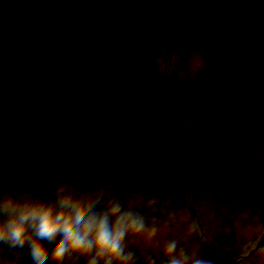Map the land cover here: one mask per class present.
Returning <instances> with one entry per match:
<instances>
[{
  "label": "rangeland",
  "instance_id": "rangeland-1",
  "mask_svg": "<svg viewBox=\"0 0 264 264\" xmlns=\"http://www.w3.org/2000/svg\"><path fill=\"white\" fill-rule=\"evenodd\" d=\"M172 50L178 74L167 83ZM133 64L157 77L162 104H152L159 92ZM191 69L199 85L183 84ZM173 104L178 119L192 117L190 128L201 130L189 133ZM178 124L185 127L180 155L172 140ZM116 165L121 178L109 171ZM99 172L116 191L160 196L150 215L161 221L168 209L177 212L156 238L130 245L137 264H162L163 241L173 237L213 264H232L257 242L264 0H0V187L45 190ZM189 206L213 244L197 238ZM15 255L26 259L3 251L10 264H19ZM242 264H264V241Z\"/></svg>",
  "mask_w": 264,
  "mask_h": 264
},
{
  "label": "clouds",
  "instance_id": "clouds-1",
  "mask_svg": "<svg viewBox=\"0 0 264 264\" xmlns=\"http://www.w3.org/2000/svg\"><path fill=\"white\" fill-rule=\"evenodd\" d=\"M107 176L63 177L45 190L0 187V264H10L4 249L26 258L15 255L19 264H137L130 245L156 238L177 212L168 209L161 221L150 215L160 196L116 191ZM160 252L162 264H213L175 237L163 241Z\"/></svg>",
  "mask_w": 264,
  "mask_h": 264
}]
</instances>
